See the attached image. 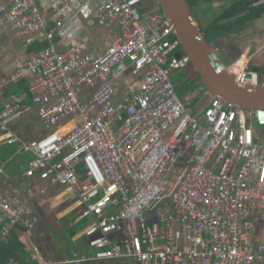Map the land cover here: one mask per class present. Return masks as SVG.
<instances>
[{
    "label": "built area",
    "instance_id": "obj_1",
    "mask_svg": "<svg viewBox=\"0 0 264 264\" xmlns=\"http://www.w3.org/2000/svg\"><path fill=\"white\" fill-rule=\"evenodd\" d=\"M146 1L0 0L9 30L48 42L0 78V144L33 154L24 175L44 183L34 185L36 193L58 186L81 205L91 252L58 264H264V108L211 96L192 111L196 95L207 92L200 83L177 95L172 73L199 79L171 21L158 8L143 11ZM115 25L100 53L80 37L86 28ZM223 70L237 86H258L255 71ZM25 75L44 130L28 141L7 126L24 95L4 97V87ZM0 212L4 243L17 227L31 231L38 223L10 191ZM29 254L32 264H53L36 245Z\"/></svg>",
    "mask_w": 264,
    "mask_h": 264
},
{
    "label": "crops",
    "instance_id": "obj_2",
    "mask_svg": "<svg viewBox=\"0 0 264 264\" xmlns=\"http://www.w3.org/2000/svg\"><path fill=\"white\" fill-rule=\"evenodd\" d=\"M258 1L259 0H254V4H256ZM206 3L208 2H201V8L203 12H205V9L208 8ZM210 5L215 9H221V11L218 13L220 14L223 9L228 6V2L222 0H212ZM151 6L152 10H157L158 8V5ZM145 10L149 11L147 8ZM202 10H200V14H202ZM201 17L203 18L202 26L207 25L213 20V18H215V16L208 17L205 15V13L204 16L202 14ZM262 22H264V15L248 23L247 27L242 31L241 34L247 32V34L252 37L251 39H247V41H250V43H246L247 46L244 45L242 48L244 53L238 57V61H235L234 58L231 66L225 67L222 63H220L224 68L228 70L233 68L246 69L247 66H251V62L246 65L247 61H251L252 55L248 56L251 46L254 45V47H257L256 50L260 49L259 51L264 49V29H261ZM0 24L1 78L14 70L17 60L25 59L38 52L43 47L47 46L48 42L39 41L34 37L33 34L22 35L18 31L9 30L4 25L1 17ZM256 28L258 29L253 30ZM117 33L118 27L116 25L103 32L86 28L80 37H88L89 48L93 49L97 53H100L104 51L105 46L111 42ZM233 35H237V37L241 36L240 34ZM233 35H231L230 38H233ZM221 40H223V38L218 39L210 45L216 49V46L224 45V41ZM251 41L255 42V44L251 43ZM37 43L43 45V47L38 50L34 49L37 47ZM250 70L255 71L258 77L261 75L260 70L258 71L252 66ZM187 77L191 78L188 75ZM30 80L31 76L25 75L4 87L5 98L12 94L24 95V107L7 123L10 131L24 141L39 137L44 133L42 123L38 117L34 105L32 104L31 96L28 90ZM131 80L132 79L126 74L123 79L125 87H127V84H129ZM262 82H264V78L262 79ZM180 83V81L174 83L175 89ZM123 89H121V91ZM209 97L211 96L208 93L206 96L202 95L199 100L195 99L194 102L188 107L192 111H196V109L198 110L199 107L207 102ZM1 108L2 103L0 101V110ZM65 128H69V126L67 127L66 125ZM261 130L264 131V127L261 128ZM32 159L33 154L28 150L21 149L20 145L17 143L0 144V198L4 191L13 192L21 200L26 201V203L30 205V207L38 216V223L33 230L25 231L17 227L11 231L8 238V241H12L13 245L17 244L15 253L18 255L20 264H32V261L29 257L32 245H36L45 258L53 264H58V262H60L62 259L70 256L71 253H77L78 255L89 254L91 251L86 246L85 241L81 236L82 230L87 226L88 223L87 220L79 218L81 205L67 189L58 186H46V190L43 194L36 193L34 191V185L38 183L43 185L44 183L38 181L35 177L30 178L24 175V171ZM1 215L2 214L0 212V216ZM1 226L2 222L0 217V228ZM75 230H77L76 234L69 238L68 233H71ZM18 243L20 246H18ZM123 261L127 262V260H107L99 262H82L81 264H121Z\"/></svg>",
    "mask_w": 264,
    "mask_h": 264
},
{
    "label": "water",
    "instance_id": "obj_3",
    "mask_svg": "<svg viewBox=\"0 0 264 264\" xmlns=\"http://www.w3.org/2000/svg\"><path fill=\"white\" fill-rule=\"evenodd\" d=\"M158 9L171 21L181 51L189 57L200 83L210 96H218L245 110L264 108V84L250 89L237 86L231 75L221 71L215 49L204 39L186 0H158Z\"/></svg>",
    "mask_w": 264,
    "mask_h": 264
},
{
    "label": "trees",
    "instance_id": "obj_4",
    "mask_svg": "<svg viewBox=\"0 0 264 264\" xmlns=\"http://www.w3.org/2000/svg\"><path fill=\"white\" fill-rule=\"evenodd\" d=\"M186 1L188 2L192 13V10L194 8L201 6V2L205 1L208 2L210 5V2L212 0H186ZM222 1L228 2V6L225 7L220 14L216 15L215 18H213V20L209 22L207 25L205 26L198 25L200 30L203 32L204 39L209 44L214 43L218 39L233 34L242 33V31L247 27L250 21L258 19L264 15V2L254 4V0H222ZM158 12L161 11L158 9ZM36 45L37 47H35L34 49L37 50L43 47V45H40L39 43H37ZM250 69L251 66L246 67V70L249 71ZM262 75H264V68ZM0 217H1V222L3 224L5 217H3L2 215ZM76 231L77 230L68 233V237L71 238V236L76 234ZM16 245L17 244L13 245L12 241H8L7 243L0 241V264H9L10 260H14L20 264L18 260V255L15 253ZM18 246H20L19 243ZM71 254L68 257H71Z\"/></svg>",
    "mask_w": 264,
    "mask_h": 264
},
{
    "label": "rangeland",
    "instance_id": "obj_5",
    "mask_svg": "<svg viewBox=\"0 0 264 264\" xmlns=\"http://www.w3.org/2000/svg\"><path fill=\"white\" fill-rule=\"evenodd\" d=\"M151 5H158V0H148L146 2H143L141 4L142 10L144 11L147 8V10L151 11L152 10ZM206 5H208V8L205 9L206 10L205 12H203L201 6H199L197 8H194L192 10V13H191V15L192 14L194 15L193 18L196 20L197 24H199L201 26L203 24V18L201 17L202 14H203V16L205 13V15L208 17L209 16L214 17L221 11V9L213 8V6L209 5V3H206ZM200 10H202V14H200ZM257 29L258 28L253 29V30H257ZM261 29H264V22H262V24H261ZM240 35L241 36H239V37H237V35H233V38H230L231 35L224 37L223 40H221V41H224V45L216 46V57H217L218 61L220 63H222L225 67L231 66L234 58H235V61H238V57H240L244 53L242 51V48L244 47V45H246V43H250V41H247V39H251L252 37L249 34H247V32H245L244 34L240 33ZM251 43L255 44V42H252V41H251ZM256 49H257V47H254V45L251 46V49L248 52V56L252 55L251 61L250 60L247 61L246 65L249 62H251L252 67L256 68V70H258V71L259 70L261 71L260 72L261 75H259L258 78H259V82L262 83V79L264 78V76H262L263 68H264V49H262L261 51H259L260 49L259 50H256ZM186 74H187L186 71H181V72H177V73H172L170 76L171 81L173 83H176L178 81L181 82L179 85L176 86V93L181 98L187 93H194L199 88V84H200V82L198 80L189 78V77H187ZM191 89H193V90H191ZM196 96H198L196 99L199 100L202 97V94H197ZM76 121L77 120H75V122ZM72 123L73 122H71V124ZM171 173L173 175H176L178 173V170L171 171ZM254 237H255V239H257L259 237V227L254 232ZM129 263H131V262L129 260H127V262L123 261V263H121V264H129Z\"/></svg>",
    "mask_w": 264,
    "mask_h": 264
},
{
    "label": "clouds",
    "instance_id": "obj_6",
    "mask_svg": "<svg viewBox=\"0 0 264 264\" xmlns=\"http://www.w3.org/2000/svg\"><path fill=\"white\" fill-rule=\"evenodd\" d=\"M214 49H215V48H214ZM215 50H216V49H215ZM215 55H216V52H215ZM219 63H220V62H219ZM223 69L226 70V68H224V67L221 65V71H222ZM223 71H224V70H223ZM257 76H258V75H257ZM198 78H199V77H198ZM258 81H259V79H258ZM263 83H264V82H262V83L259 82L258 85H259V84H263ZM66 258H67V257H66ZM64 259H65V258H64Z\"/></svg>",
    "mask_w": 264,
    "mask_h": 264
}]
</instances>
